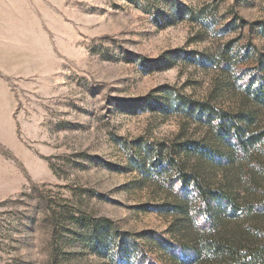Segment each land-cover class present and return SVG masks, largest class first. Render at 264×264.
<instances>
[{"label": "rangeland", "instance_id": "1", "mask_svg": "<svg viewBox=\"0 0 264 264\" xmlns=\"http://www.w3.org/2000/svg\"><path fill=\"white\" fill-rule=\"evenodd\" d=\"M254 23L264 0H0V264H185L181 247L206 232L167 210L183 205L181 183L150 175L151 148L241 208L259 197L264 150L181 153L198 142L229 156L172 101L249 115L263 132L264 106L245 92L264 56ZM252 224L264 220L227 217L209 236L241 241Z\"/></svg>", "mask_w": 264, "mask_h": 264}, {"label": "trees", "instance_id": "2", "mask_svg": "<svg viewBox=\"0 0 264 264\" xmlns=\"http://www.w3.org/2000/svg\"><path fill=\"white\" fill-rule=\"evenodd\" d=\"M250 29L264 30V24L254 23ZM247 49L244 57L253 54L249 47ZM224 64L228 63L224 62ZM256 64L257 68L249 78L245 92L255 103L264 106V56H258ZM172 99L176 110L208 125L216 139L229 150V156L225 157L202 143L186 142L179 147L181 153L187 155L194 152L209 161L216 162L228 161L235 156L248 158L254 151L264 150V131L250 132L252 118L249 115L229 113L209 103L193 102L179 95L172 96ZM162 153L161 147L158 150L151 148L147 151L148 159L151 160L150 175L157 179H165L167 173L174 171L176 181L181 183L180 196L184 200V206L179 205L167 210L184 215L197 227L196 231L199 234L206 232V235L199 236L194 247H181L183 252L190 254L184 263L191 264L206 260L209 264H264V224L249 226L241 241L221 234L209 236L211 232L218 230L227 217H239L240 214H244L248 218L260 216L264 220V191L254 201L244 204L241 208L233 196L207 187L198 176L186 174L171 153L166 158H162ZM157 210L162 212L165 208L162 206ZM201 220L202 229L197 224V221ZM173 255L175 259H179L175 254Z\"/></svg>", "mask_w": 264, "mask_h": 264}]
</instances>
